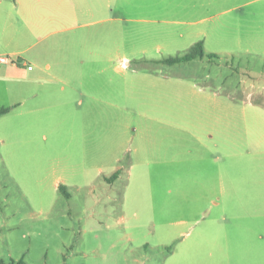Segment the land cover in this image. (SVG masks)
<instances>
[{
	"label": "rangeland",
	"instance_id": "obj_1",
	"mask_svg": "<svg viewBox=\"0 0 264 264\" xmlns=\"http://www.w3.org/2000/svg\"><path fill=\"white\" fill-rule=\"evenodd\" d=\"M66 2L62 55L92 66L0 120V264H264V165L231 159L234 140L264 150V50L167 65L191 38L135 36L119 0ZM243 3L262 34L264 0Z\"/></svg>",
	"mask_w": 264,
	"mask_h": 264
},
{
	"label": "crops",
	"instance_id": "obj_2",
	"mask_svg": "<svg viewBox=\"0 0 264 264\" xmlns=\"http://www.w3.org/2000/svg\"><path fill=\"white\" fill-rule=\"evenodd\" d=\"M237 1L119 0L118 6L121 13L119 20L129 24L130 28L133 26L135 36L191 38L188 43L185 41L186 44L193 47L197 43L203 42L205 52L209 46H219L222 50H233L239 53L264 50L263 20L261 26L256 25L263 33H256L258 30L252 29L255 23L253 14H232L239 7L247 4L236 5ZM232 4L235 5L225 9L226 6ZM215 10H217L215 15L197 19L206 12ZM77 15L76 10L68 7L66 0H0V54L9 55L19 60L17 64H6L0 73V97L3 100L0 108L13 107L12 111L1 117L0 120L7 119L14 111L24 107L31 95L34 96L33 98L38 97V94L42 96L46 90L40 93L41 88H46L48 84H59L60 91H65L66 88L62 85L71 82V79H77L74 78L76 73L72 75L71 70L82 69L89 64L92 66V63L86 60L74 62L68 51L65 52L66 56L65 53L64 57L62 55L64 38L68 40V37L76 36L72 31L74 30L73 20L78 19ZM207 21H212L213 24L201 25ZM52 37L54 38L51 39ZM47 39H51L50 44L39 49L36 52L38 56L33 57L32 49ZM262 46L263 49H261ZM45 55L47 60L49 58L46 63L45 59L42 61L38 58L39 56L45 58ZM28 66L33 69L28 70ZM45 96L46 94L43 96V100ZM123 148V146L120 147L121 154L127 150ZM243 148H245L244 151H242ZM252 148L254 147L249 142L232 141L233 170L236 169L238 158L249 157L252 154L258 158L260 167L264 165V158L259 157L264 154L262 147L259 146L256 151H254L256 148L254 150ZM103 149L105 147H102ZM221 149V145H215L214 170L215 186L218 183L222 190ZM102 154L109 156L108 151L101 153V157ZM116 158L121 162V157L116 156ZM249 209H252L251 212L256 214L254 215L255 219L262 218L264 220L263 202L259 208L252 206ZM258 240L264 241V233L258 235Z\"/></svg>",
	"mask_w": 264,
	"mask_h": 264
},
{
	"label": "trees",
	"instance_id": "obj_3",
	"mask_svg": "<svg viewBox=\"0 0 264 264\" xmlns=\"http://www.w3.org/2000/svg\"><path fill=\"white\" fill-rule=\"evenodd\" d=\"M220 59L219 56L215 55V54H206L204 51V45L203 42H199L196 45H194L193 47H191V49L189 50L188 53H186L185 55L182 56H177L174 58H169V59H165L162 61H157L160 63H164L167 65H177V64H182V63H188V62H192L198 59ZM13 107H1L0 108V118L8 115L11 111H12ZM123 173V168L118 169L112 176L111 179H109V182H112L113 180L118 179L121 174ZM60 190L64 191V188L62 186H60Z\"/></svg>",
	"mask_w": 264,
	"mask_h": 264
},
{
	"label": "built area",
	"instance_id": "obj_4",
	"mask_svg": "<svg viewBox=\"0 0 264 264\" xmlns=\"http://www.w3.org/2000/svg\"><path fill=\"white\" fill-rule=\"evenodd\" d=\"M19 62V60L17 58H14L12 56L9 55H2L0 54V71L3 69V67L6 64H17ZM33 67L28 66V70H32Z\"/></svg>",
	"mask_w": 264,
	"mask_h": 264
}]
</instances>
